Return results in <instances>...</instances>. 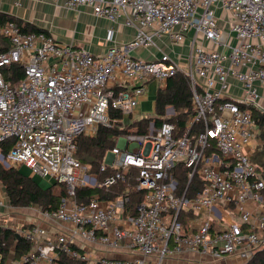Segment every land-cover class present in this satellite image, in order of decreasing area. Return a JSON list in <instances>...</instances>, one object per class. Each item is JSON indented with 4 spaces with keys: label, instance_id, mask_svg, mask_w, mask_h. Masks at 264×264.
<instances>
[{
    "label": "built area",
    "instance_id": "built-area-1",
    "mask_svg": "<svg viewBox=\"0 0 264 264\" xmlns=\"http://www.w3.org/2000/svg\"><path fill=\"white\" fill-rule=\"evenodd\" d=\"M81 6L122 20L136 38L95 56L14 22L0 26V37L12 43L0 53V162L54 180L55 195L64 187L58 210L42 211V219L73 228L13 227L35 246L13 264H172L192 253L245 264L264 252V140L254 115L264 114V0H67L71 10ZM163 36L176 45L191 37L186 65L168 54L154 61L131 55ZM14 65L24 69L15 84L3 73ZM179 74L193 91L184 130L167 121L177 115L168 109L151 117L144 133L129 129L108 153L113 161L106 159L101 173H113L104 178L76 158L81 136L131 126L145 86ZM231 79L239 97L231 96ZM10 141L5 157L2 145ZM180 171L189 184L195 177L202 183L194 197L189 187L179 193ZM123 184L115 199L78 196ZM134 193L144 194L136 206ZM0 227L9 226L0 219Z\"/></svg>",
    "mask_w": 264,
    "mask_h": 264
},
{
    "label": "trees",
    "instance_id": "trees-1",
    "mask_svg": "<svg viewBox=\"0 0 264 264\" xmlns=\"http://www.w3.org/2000/svg\"><path fill=\"white\" fill-rule=\"evenodd\" d=\"M11 22L16 23L23 32L26 33H44L51 36L48 30L39 28L31 23L23 22L15 17L0 14V26L7 25ZM12 48V43L8 38L0 37V53L6 52ZM7 81L17 83L24 78V69L21 65H14L11 68L3 70ZM193 91L190 80L183 74L176 75L169 79L167 86L164 89H159L157 93L156 113L157 117L164 116L168 107H173L177 115L168 118V122H173L178 125L181 130L186 128V124L193 114ZM256 119L259 120L261 138L264 140V114L254 112ZM151 118H143L122 129L119 127H101L96 137L81 136L78 139V151L76 158L83 164L87 165L91 173L101 175V178L109 176L113 173L112 170L106 173H101V168L105 163L107 154L116 147L117 139L129 132L131 128H139L140 133H144L146 127L150 123ZM163 121L158 120L157 125H161ZM13 141L6 142L2 145L3 155L7 157ZM260 154V153H259ZM179 193L185 191L187 187L188 196L194 197L202 188V183L195 177L189 184V177L186 171L178 173ZM0 182L6 189L10 205L13 208H38L41 211L54 212L60 207L62 197L66 194L64 187L62 196L55 195V186H41L34 178L25 176L21 168L14 166L6 167L0 162ZM136 184V181L133 182ZM126 185L112 188L109 192L104 189H80L78 196L80 200L88 201L95 195H99L101 199H115L121 192L125 190ZM143 193L132 194V206H136L143 199ZM192 213H187L184 217V222L188 225ZM181 218V214H180ZM17 232L12 227H0V264H8L10 259L15 262L20 260L24 255L35 249L33 243L25 238H17ZM64 258V257H63ZM69 263V262H68ZM84 264V263H74ZM245 264H264V252L258 253L253 259Z\"/></svg>",
    "mask_w": 264,
    "mask_h": 264
},
{
    "label": "crops",
    "instance_id": "crops-1",
    "mask_svg": "<svg viewBox=\"0 0 264 264\" xmlns=\"http://www.w3.org/2000/svg\"><path fill=\"white\" fill-rule=\"evenodd\" d=\"M0 14L9 15L48 30L58 42L66 45L74 44L95 56H102L111 47L132 42L137 35L136 29L125 26L122 20L113 22L95 15L90 6H81L76 10H71L67 7V0H21L19 3L18 0H0ZM111 32H113L112 39L109 37ZM201 45L208 46L209 44L201 40ZM191 53V37L187 38L183 44L176 45L168 37L163 36L156 38L151 46L131 50L133 57L145 61L158 60L163 54H168L183 66L186 65ZM156 82L159 81H152L145 86V93L139 99V105L134 113L137 116L135 121L157 117V93L159 89L166 88L167 83L159 82L156 84ZM230 93L232 97H239L242 93L240 84L234 79H231ZM167 109L168 113L175 110L173 107ZM0 200L4 201V206L0 205V219L2 221L11 217L13 221L23 223L24 226L26 223H32L49 228L52 233L57 231L70 233L73 229L44 221L42 211L38 209L13 208L1 182ZM85 247L92 248L89 245H85ZM112 255L122 258L128 257L122 253ZM188 262H195V264H241L236 259L216 262L210 257L198 253L188 254L184 259L174 261L172 264H187Z\"/></svg>",
    "mask_w": 264,
    "mask_h": 264
},
{
    "label": "rangeland",
    "instance_id": "rangeland-1",
    "mask_svg": "<svg viewBox=\"0 0 264 264\" xmlns=\"http://www.w3.org/2000/svg\"><path fill=\"white\" fill-rule=\"evenodd\" d=\"M159 82H156V84H158ZM135 113V112H134ZM135 117H137V116H135V114H134V118H133V121H135L136 120V118ZM127 119V122L128 121H131L132 119H131V117H127L126 118ZM131 119V120H130ZM121 145H122V143H121ZM106 159H107V161L109 160V161H113V158L109 155V154H107V156H106ZM21 171H22V173L25 175V176H27V177H32V178H34L41 186H43V187H49V186H51V185H53L54 183H55V181L53 180V181H50L51 179H49V178H43L42 176H39L38 174H36V173H34L32 170H30L29 168H27V167H22L21 168ZM56 190V189H55ZM58 191V190H57ZM59 192H61L60 194H62V189L60 188V191ZM54 193H55V191H54ZM60 194H57V196H60ZM35 209H38V208H35ZM38 210H40V209H38ZM41 211V210H40ZM3 223L6 225V226H9V227H17V228H21V227H24V224L23 223H18V222H16V221H13L12 220V218L11 217H7L4 221H3ZM26 226V225H25ZM13 262H15L13 259H10L9 260V262H8V264H13Z\"/></svg>",
    "mask_w": 264,
    "mask_h": 264
},
{
    "label": "water",
    "instance_id": "water-1",
    "mask_svg": "<svg viewBox=\"0 0 264 264\" xmlns=\"http://www.w3.org/2000/svg\"><path fill=\"white\" fill-rule=\"evenodd\" d=\"M6 165H7V167H9V165L6 163ZM17 238L18 239H21V236H20V234H17Z\"/></svg>",
    "mask_w": 264,
    "mask_h": 264
}]
</instances>
